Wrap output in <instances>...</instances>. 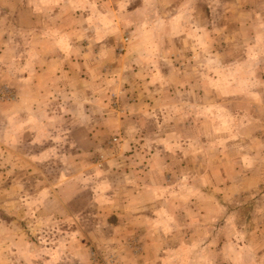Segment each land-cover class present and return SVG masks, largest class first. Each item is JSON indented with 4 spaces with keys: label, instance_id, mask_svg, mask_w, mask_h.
Returning <instances> with one entry per match:
<instances>
[{
    "label": "rangeland",
    "instance_id": "374dc122",
    "mask_svg": "<svg viewBox=\"0 0 264 264\" xmlns=\"http://www.w3.org/2000/svg\"><path fill=\"white\" fill-rule=\"evenodd\" d=\"M30 18L83 38L74 62L84 92L97 88L98 103L110 101L115 120L102 126L113 131L106 141L110 150L115 139L134 130L125 123L135 101L127 90L138 83L169 88L165 77H152L154 70L190 68L194 114L187 124L166 126L168 134L182 138L180 156L167 161L175 173L163 171L161 184L150 182L156 158L147 140L138 153L149 155L124 157V165L144 171L140 177L151 184L125 186L120 208L100 210L108 214L105 222L42 221L27 203V194L37 191L31 186L38 170L27 172L25 161L15 168L8 120L12 111H26L19 102L28 96ZM160 40L167 43L159 46ZM144 41H154L146 47L154 48L155 59L149 61ZM143 67L149 74L142 75ZM202 79L207 93L201 92ZM172 92L171 102L181 96ZM224 126L231 139L223 138ZM137 127L147 132L145 141L153 139L155 126ZM91 159L100 165L106 156ZM133 197L149 204H124ZM102 223L106 235L97 232ZM93 249L103 258L113 256L114 264H264V0H0V264H93Z\"/></svg>",
    "mask_w": 264,
    "mask_h": 264
},
{
    "label": "crops",
    "instance_id": "0c3cea01",
    "mask_svg": "<svg viewBox=\"0 0 264 264\" xmlns=\"http://www.w3.org/2000/svg\"><path fill=\"white\" fill-rule=\"evenodd\" d=\"M41 9L45 12V9L49 8L43 6ZM33 12L40 10L32 9L31 13ZM30 19L33 25L28 24V29L26 28L31 36L26 40L27 69L23 90L28 96L25 98L19 89L22 94L19 103L25 106L26 111L20 114L19 111H12L8 120L9 139L12 141L10 156L14 160L15 168L21 170L25 161L27 172L30 171L29 168H33V173L38 170V178L34 179L35 182L33 181L31 186L37 191L27 194V203L36 206L35 213L41 214L34 216L42 221L73 217L80 226L84 225L83 222L92 223L97 220L105 222L101 218L108 217V214H100V210L112 206L120 208L123 204L120 194L125 186L130 188L129 184H161L160 176L163 171L175 173L170 167L172 164H168L167 161L173 162V159L180 156L178 142L182 138L177 134H168L166 126L178 125L181 120L187 124L190 121L186 117L194 114V111L190 110L193 109L191 95L195 91L191 90L194 85L188 81L190 68L188 66L172 68L167 72L165 69L154 70L152 77H165L169 88L163 84L156 86L149 83L145 87L138 83L127 90L135 101L131 113L124 116L127 120L125 123L134 124L135 132L126 131L125 139L121 137L114 144L113 150H110L106 146V141L113 131L102 127L111 125L115 120L110 101L105 105L99 104L96 95L93 94H96L97 88H94V92H84L80 85L82 74L74 62V59L79 58L75 51L83 45V38L67 35L58 25L55 30L53 28L55 25L47 24L44 18L39 24H34V19ZM163 42L160 40L159 46ZM140 44L143 45L149 61L155 59L154 48L147 50L146 47L154 45V41L149 43L144 41ZM50 48L52 52H49ZM159 51L162 56H169V50L166 48L159 47ZM141 64L145 65L143 62ZM146 72V68L143 67L142 75L149 74ZM206 82L202 79L201 88L199 87L201 92L210 91ZM168 90H173L175 97L181 96H177L171 102L172 100L167 97ZM83 97L91 103L83 102ZM204 103L205 109L211 105L210 99ZM92 104H98V109ZM185 104L186 108L183 107ZM169 110H172V115L169 117L167 115V119H164L166 116H161V113L165 114ZM203 114L205 113L201 115ZM221 116V120L225 122L228 114L222 112ZM206 117L209 118V114ZM146 123L155 126L156 132L153 139L145 141L142 136L146 137L147 132L139 130L137 126ZM226 124L225 122L223 125ZM224 127L223 138L231 139V134L229 135L231 131ZM142 140L144 146L140 148L138 145H142ZM147 140H151L153 155L156 158L154 170L147 173L152 174V179L149 178L151 183H146V180L140 177L139 173L144 174V171L133 172L128 169V165H124L127 163L124 157L146 158L149 155L138 153L146 147ZM98 155L106 156L100 165L91 159ZM158 162L161 164H157ZM173 178L174 174L170 184ZM169 200L172 203V198ZM155 202H161L160 198H156ZM126 203L127 205L135 203L141 207L149 204L146 201L138 202L134 197L128 202L124 201L125 205ZM173 203L171 205L176 204ZM117 214L120 216L118 211ZM102 231L106 235L103 223L97 228L99 235H102Z\"/></svg>",
    "mask_w": 264,
    "mask_h": 264
},
{
    "label": "built area",
    "instance_id": "2783aa9c",
    "mask_svg": "<svg viewBox=\"0 0 264 264\" xmlns=\"http://www.w3.org/2000/svg\"><path fill=\"white\" fill-rule=\"evenodd\" d=\"M117 141V139H115ZM91 256L93 259V264H114L115 260L113 256H110L108 258H103L101 254H99L98 250L93 249L91 250ZM102 257V259L100 258Z\"/></svg>",
    "mask_w": 264,
    "mask_h": 264
}]
</instances>
